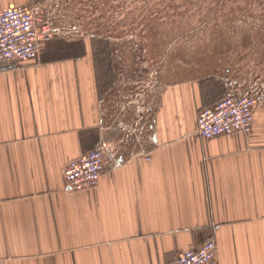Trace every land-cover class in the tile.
Here are the masks:
<instances>
[{"label": "crops", "instance_id": "crops-1", "mask_svg": "<svg viewBox=\"0 0 264 264\" xmlns=\"http://www.w3.org/2000/svg\"><path fill=\"white\" fill-rule=\"evenodd\" d=\"M44 1L0 0V13ZM56 32L37 62L0 66V264H168L210 239L218 264H264V107L250 135L203 139L198 114L227 81L163 78L143 92L117 72L112 38H98L107 61L92 39ZM153 101L151 141L132 108ZM102 140L119 165L67 189L66 165Z\"/></svg>", "mask_w": 264, "mask_h": 264}, {"label": "rangeland", "instance_id": "rangeland-1", "mask_svg": "<svg viewBox=\"0 0 264 264\" xmlns=\"http://www.w3.org/2000/svg\"><path fill=\"white\" fill-rule=\"evenodd\" d=\"M41 6L40 17L64 37L112 38L117 72L136 78L143 92L163 78L264 85V0H45Z\"/></svg>", "mask_w": 264, "mask_h": 264}, {"label": "built area", "instance_id": "built-area-1", "mask_svg": "<svg viewBox=\"0 0 264 264\" xmlns=\"http://www.w3.org/2000/svg\"><path fill=\"white\" fill-rule=\"evenodd\" d=\"M41 10V7L32 5L14 7L0 13V66L5 65L13 70L23 63L39 60L48 43L57 35L53 21L40 17ZM263 107V84L242 88L231 83L224 98L199 112L197 133L206 140L239 133L250 135L255 112ZM132 109L138 120L134 131L148 135L149 140L153 141V120L151 123L145 121V113H152L153 107L137 105ZM126 131L127 136L133 134V130ZM138 139L136 142H139ZM126 141L130 142V137ZM118 148L117 143L102 140L88 154L70 161L64 169L67 189L83 191L96 187L109 164L119 165ZM168 264H218L217 244L210 239L197 248L179 254Z\"/></svg>", "mask_w": 264, "mask_h": 264}, {"label": "trees", "instance_id": "trees-1", "mask_svg": "<svg viewBox=\"0 0 264 264\" xmlns=\"http://www.w3.org/2000/svg\"><path fill=\"white\" fill-rule=\"evenodd\" d=\"M98 38L93 39V51H94L95 55H101V57L105 56L106 60L109 61V59L111 57V45H110L109 41H107V40H105V41L101 40V42H99ZM103 38H105V37H103Z\"/></svg>", "mask_w": 264, "mask_h": 264}]
</instances>
